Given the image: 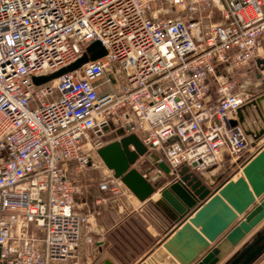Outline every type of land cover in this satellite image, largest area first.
Wrapping results in <instances>:
<instances>
[{"label": "built area", "instance_id": "1", "mask_svg": "<svg viewBox=\"0 0 264 264\" xmlns=\"http://www.w3.org/2000/svg\"><path fill=\"white\" fill-rule=\"evenodd\" d=\"M158 1L189 13L219 4L222 21L198 34L197 20L152 15ZM95 40L105 55L32 82ZM262 45L264 0H0V264H84L82 230L99 211L79 210L67 171L97 167L110 125L174 176L235 163L252 140L237 120L248 96L217 72ZM97 187V204L133 197L109 169Z\"/></svg>", "mask_w": 264, "mask_h": 264}, {"label": "water", "instance_id": "2", "mask_svg": "<svg viewBox=\"0 0 264 264\" xmlns=\"http://www.w3.org/2000/svg\"><path fill=\"white\" fill-rule=\"evenodd\" d=\"M105 53L99 41H92L74 62L48 75L32 77V82H48L79 69L83 64L100 58ZM237 114L240 116V109ZM263 134L264 125L254 134V139ZM117 136V139L108 141L97 150L98 157L112 171L113 176L119 178L136 199L149 200L157 191V182H151L134 167L137 159L146 155L170 179L160 189V197L155 205L172 222H179L188 214H193L163 244L180 264L218 263L264 217V146L242 166L240 177L213 187V184L203 183L201 175L186 167H182L177 176L169 173L167 165L158 161V155L149 151L134 133L124 134L120 130ZM233 222L235 223L232 225ZM183 242L188 251L182 250ZM263 250L264 227L250 243L224 264H250ZM99 264L114 263L105 259Z\"/></svg>", "mask_w": 264, "mask_h": 264}, {"label": "crops", "instance_id": "3", "mask_svg": "<svg viewBox=\"0 0 264 264\" xmlns=\"http://www.w3.org/2000/svg\"><path fill=\"white\" fill-rule=\"evenodd\" d=\"M151 14L154 16L178 15L184 20H197L200 22L196 29L198 34L201 33V30H203L208 25L212 23H220L222 21L219 4L205 5L203 7H199L197 11L189 13L177 8H173L172 6L164 2L158 1L152 3ZM263 60L264 45L259 47L256 58L238 68H232V70H237L238 72L239 69H241L244 73L243 81H241L240 83L235 81L236 90L240 93L246 94L248 96V100L239 108L240 116H238L237 114V120L239 124L242 125L245 132L249 135V138L252 140L254 138V134L259 132L264 125V74L260 69ZM238 72L237 76L242 77V73L240 74ZM117 138L118 136H115V138H113L112 140ZM260 138L264 139V134ZM254 153L255 151H247L242 157L236 160L235 163H225L220 168L225 166L227 169H223L224 172L232 171V174L228 176V178L235 180L242 175V166L257 152L255 154ZM153 165V167L156 168L154 169L152 175H148L146 172L147 170H141L140 168H138V170L142 172L151 182H157L158 186L156 187V190L158 193L160 189H162L169 183L170 179L167 178L164 171L156 163H153ZM219 169L210 170L208 172L199 174L202 176V182L207 185L212 184L215 177L214 174ZM69 173L70 172L68 170L67 175L69 176V178L73 179L71 174ZM162 176L166 177V181L159 183V178ZM228 178H226L222 183L229 180ZM84 191L86 193L85 195L91 196L90 211H99V215H95L93 218H91L89 220V223L86 224V226L82 230V239L80 242L79 253L84 264H99L105 259H109L114 264H129L126 260L119 258L117 254L113 253V250L115 248L112 247V242L106 244L104 240L105 237H103L101 233L105 232V227H108V225H110L111 227L116 226V224L118 223L116 222V218L119 217V222L125 221L128 214L122 213V210H125L130 205L136 207L135 211L136 215L138 216L139 252L137 263H139L143 259H151L152 262L156 264H180L179 261L166 250L163 244L181 227V225L185 221H188L187 218L189 216H192V213L188 214L183 220L179 222H172L168 218V216L160 211L159 207L155 205V201L157 200L156 192L151 196L149 200L146 201H139L138 199L134 201H128L122 198L116 203L109 202L111 207L108 208L105 200L100 204L96 203L95 200L98 197H104L103 193L99 191L97 186H95L94 190H92V188H88ZM77 192L75 193V197ZM240 218L241 215L238 216V219ZM235 222H233L232 225ZM263 227L264 217L255 226H253L249 232L244 234V236L232 247V249L226 254V256L216 264H224L230 257L236 255L245 245L250 243V241L261 231V229H263ZM110 229L111 228H107L106 230L108 231V235L111 233ZM97 236H100V238L94 241V243H90L88 241V239H92ZM181 246L183 251H188V247L185 246L184 242ZM250 264H264V250L252 262H250Z\"/></svg>", "mask_w": 264, "mask_h": 264}, {"label": "rangeland", "instance_id": "4", "mask_svg": "<svg viewBox=\"0 0 264 264\" xmlns=\"http://www.w3.org/2000/svg\"><path fill=\"white\" fill-rule=\"evenodd\" d=\"M181 10V9H180ZM221 73L225 76L232 77L233 80L235 79L236 82H241L244 80L243 77V71L239 69V72L237 70H232L231 66H222L218 69L217 73ZM238 73H242V77L237 76ZM216 81L214 78H211L210 80V88L211 92L213 93L214 87H215ZM121 128L117 124L110 125L107 131L104 133L103 140L104 141H110L115 136H117V132H119ZM259 139V140H258ZM251 140L249 151L251 152H258L263 146H264V139L258 138ZM259 148V149H258ZM254 153V154H255ZM153 163L148 159V157L142 156L137 159V161L134 164V167L137 169L140 168L141 170H147L148 175H152L154 172ZM71 168V169H69ZM149 168V169H148ZM151 168V169H150ZM227 169L225 166L217 170L215 172V177L213 179V187L218 186L219 184H222V182L228 178L232 174V171L230 172H224V170ZM69 174H71L72 178L75 180V184L77 186V194L75 197L76 205L80 207V211L82 212H89L90 206H91V196L85 195V189L92 188V190L95 189V186L98 185V182L101 180L103 174L108 173V169L104 165V163L100 160L98 161L97 167L93 168H84L82 171L77 172L73 166L68 167ZM110 171V170H109ZM229 179V178H228ZM166 177L162 176L159 178L160 182H165ZM158 186V185H157ZM104 195V193H103ZM102 195V196H103ZM106 195H104L105 197ZM160 197L159 192L156 191V199ZM130 200H136V197L133 195V197L130 198ZM105 202L107 203L108 208L111 207L109 202L113 203V199H110L109 197H106ZM104 203V202H103ZM116 203V202H114ZM116 208V207H115ZM117 209V208H116ZM136 207L130 205L125 210H122V213H127V219L123 222H119V217L116 218V226L111 227L108 225L107 228H111V233L108 235V231L101 233L105 240V243L109 244V242H112L115 249L113 250L114 254H117L119 258H122L123 260H126L129 264H136L138 262V216L136 215L135 211ZM122 215V214H121ZM100 236H97L95 238H90L88 241L90 243H94V241L98 240Z\"/></svg>", "mask_w": 264, "mask_h": 264}, {"label": "snow or ice", "instance_id": "5", "mask_svg": "<svg viewBox=\"0 0 264 264\" xmlns=\"http://www.w3.org/2000/svg\"><path fill=\"white\" fill-rule=\"evenodd\" d=\"M9 43H11V41H9Z\"/></svg>", "mask_w": 264, "mask_h": 264}, {"label": "bare ground", "instance_id": "6", "mask_svg": "<svg viewBox=\"0 0 264 264\" xmlns=\"http://www.w3.org/2000/svg\"><path fill=\"white\" fill-rule=\"evenodd\" d=\"M155 194V193H154Z\"/></svg>", "mask_w": 264, "mask_h": 264}]
</instances>
